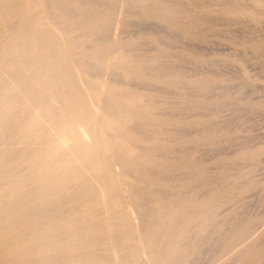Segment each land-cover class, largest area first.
Masks as SVG:
<instances>
[{
  "label": "rangeland",
  "instance_id": "rangeland-1",
  "mask_svg": "<svg viewBox=\"0 0 264 264\" xmlns=\"http://www.w3.org/2000/svg\"><path fill=\"white\" fill-rule=\"evenodd\" d=\"M19 1L0 23V264H264V0ZM22 26L39 38L23 54L9 45ZM50 37L72 83L30 95Z\"/></svg>",
  "mask_w": 264,
  "mask_h": 264
},
{
  "label": "bare ground",
  "instance_id": "bare-ground-1",
  "mask_svg": "<svg viewBox=\"0 0 264 264\" xmlns=\"http://www.w3.org/2000/svg\"><path fill=\"white\" fill-rule=\"evenodd\" d=\"M18 1V3H20V1L19 0H17ZM42 1V0H41ZM29 2V1H28ZM38 2V1H37ZM43 2V1H42ZM63 2V1H62ZM4 4L2 5V7L0 8V23L2 22V21H5L7 18H9V17H12L11 16V14L12 15H14V13H16L17 11L19 12V9L18 8H16V6H17V4H16V0H6L5 2H3ZM42 3H40V1H39V5H41ZM64 4V3H63ZM38 5V3L36 4V6ZM39 5H38V7H39ZM57 5V4H56ZM82 5V4H81ZM42 6V5H41ZM58 6V5H57ZM18 7V6H17ZM37 8V7H36ZM62 8H64V7H62ZM61 8V10H64V9H62ZM39 9H41V7L39 8ZM69 9V8H68ZM88 9V8H87ZM56 11V10H55ZM87 11V10H86ZM80 12H81V10H80ZM21 13V12H20ZM63 13V12H62ZM64 13H66V12H64ZM89 13H90V10H89ZM83 14V13H82ZM86 14V13H85ZM88 14V13H87ZM86 14V16H88ZM18 15V14H17ZM23 15V14H22ZM21 15V16H22ZM62 15V14H61ZM20 16V17H21ZM65 16V15H64ZM85 16V15H84ZM14 17V16H13ZM32 17V16H31ZM82 17H83V15H82ZM93 17V16H92ZM31 20H32V18H31ZM10 21V20H9ZM30 23V22H29ZM33 23V22H32ZM85 23V22H84ZM96 23V22H95ZM98 23V22H97ZM97 23L96 24H94L95 26L97 25ZM9 24V23H8ZM30 25V24H29ZM85 25V24H84ZM90 25V24H89ZM89 25L87 26V27H89ZM81 27H83V26H81ZM86 27V26H85ZM97 27V26H96ZM26 26H22L18 31H16L14 34H13V36L11 37V40H10V43H9V45L10 46H12V47H14L13 49H18L17 51H21L22 52V54L26 51V49H28V48H35V46L38 44V42H39V38L36 36V29H35V32L34 33H30V32H28L29 34H27L26 33ZM90 28H92L91 26H90ZM89 28V29H90ZM26 30V31H24V30ZM83 29H84V27H83ZM94 29V28H93ZM92 29V30H93ZM31 31V30H30ZM88 31V30H87ZM90 31V30H89ZM91 32V31H90ZM54 33H56V32H53V34ZM62 34V33H61ZM63 35V34H62ZM45 38H46V36H44ZM66 37V36H65ZM64 37V38H65ZM58 38V37H57ZM81 38V37H80ZM68 39V38H67ZM72 40V39H71ZM70 40V41H71ZM58 41V40H57ZM43 42V41H42ZM53 38L52 37H50V38H48L47 40H46V44L49 46V49H50V51H51V55H49L48 54V56H49V58L46 60V62L41 66V67H39L38 69H37V74H38V76H37V82L39 83L38 85H39V89L37 88V87H33V88H31L30 89V95L33 93H36V94H45L44 92L45 91H51V92H58V91H60V90H62V89H64V87H68V86H70V83H72L71 82V80H72V70H71V68H69L67 65L68 64H66V62H65V52H64V50H62V46L61 47H57L56 46V44L54 43V46H56L55 48H53V49H51V46L53 45ZM68 42V41H67ZM69 44H72V43H70V42H68ZM78 43V42H77ZM7 44H8V42H7ZM46 44H42V45H46ZM47 46V47H48ZM69 46V45H68ZM74 46V45H73ZM70 48H72V46L70 47ZM41 49V48H40ZM74 49V48H73ZM72 49V50H73ZM7 50V49H6ZM8 50H9V48H8ZM12 50V49H11ZM42 50V49H41ZM77 50V49H76ZM82 50V49H81ZM4 51H5V49H4ZM35 51V50H34ZM49 51V50H48ZM50 51H49V53H50ZM66 51V50H65ZM74 51V50H73ZM99 51H100V49H99ZM26 52H28V51H26ZM31 52V51H30ZM80 52V51H79ZM85 52V51H84ZM10 53V52H9ZM34 53V52H33ZM32 53V54H33ZM113 53V52H112ZM124 53V52H123ZM5 54V53H4ZM6 54H8V51L6 52ZM17 54V53H16ZM27 54V53H26ZM66 54H67V52H66ZM3 55V54H2ZM12 54L10 53V56H11ZM80 55V54H79ZM9 55H8V57H10ZM33 56V55H32ZM44 56H47V54L45 55V53H44ZM25 57V56H24ZM77 57V56H76ZM98 57V56H97ZM129 57V55L127 56V58ZM46 58V57H45ZM84 58V57H83ZM85 60V59H84ZM83 60V61H84ZM87 60V59H86ZM112 60V59H111ZM114 60L117 62L116 64H119V63H122V62H126L128 59H126L125 58V56H123V55H117V56H115L114 57ZM130 62V61H129ZM128 62V63H129ZM132 62V61H131ZM17 63V62H16ZM127 63V64H128ZM20 64V63H19ZM126 64V65H127ZM105 65V64H104ZM35 66V65H34ZM133 66H134V63H133ZM32 67V66H31ZM88 68H90V67H88ZM120 68V67H119ZM128 68V67H127ZM141 68V67H140ZM105 69H108L107 68V66H106V68ZM134 69V68H133ZM26 70V69H25ZM33 69H31V71H32ZM95 70V69H94ZM126 71V70H125ZM139 71V70H138ZM129 72V71H128ZM74 73V72H73ZM142 73V72H141ZM89 81V80H88ZM106 82V81H105ZM104 83V82H103ZM75 84V83H74ZM93 85L90 87V90L89 91H87V96L89 97V98H93V97H95V96H98V95H100L101 94V90H100V87H99V85H97V82L96 83H92ZM103 85V84H102ZM72 86H73V84H72ZM86 86V85H85ZM70 88V87H69ZM73 88V87H72ZM86 88H87V86H86ZM114 88V87H113ZM68 89V88H67ZM67 89H66V92H67ZM102 89V88H101ZM117 89V88H116ZM75 90V89H74ZM88 90V89H87ZM109 91V90H108ZM74 92H76V91H74ZM51 94V93H50ZM49 94V95H50ZM62 94V93H61ZM48 95V96H49ZM73 95V94H72ZM42 96V95H41ZM40 96V97H41ZM47 96V97H48ZM59 96H60V94H59ZM68 96V95H67ZM83 96V95H82ZM109 96H110V94H109ZM115 96V95H114ZM57 97V96H56ZM54 98V97H53ZM44 99V98H43ZM62 99V98H61ZM79 99H80V97H79V95H78V92H76V93H74V95L72 96V97H70V99L68 98V100H67V103H68V105L69 106H76V108H77V110H76V112L75 113H77L76 114V119H78V120H86L87 119V116H86V107L85 106H82V108H80V106L78 107V102H79ZM99 99V98H98ZM110 99V98H109ZM93 100V99H92ZM101 100H103V99H101ZM114 100V99H113ZM138 100V98H134V97H131V98H129V99H127L125 102H115V104L119 107V108H122V109H124V107L127 105V104H136V101ZM62 101V100H61ZM100 101V100H99ZM111 101V100H110ZM116 101V100H115ZM20 102H21V100H20ZM44 102V101H43ZM83 102V101H82ZM85 102V101H84ZM93 102V101H92ZM105 102H107V101H105ZM61 103V102H60ZM22 104V103H21ZM81 104V103H80ZM79 104V105H80ZM64 105V104H63ZM81 105H83V104H81ZM86 105V104H85ZM93 105V104H92ZM105 105H107V104H105ZM55 106V105H54ZM108 106H110V105H108ZM112 106H113V104H112ZM85 107V108H84ZM40 108V107H39ZM67 108V107H66ZM74 108V107H73ZM72 108V109H73ZM75 108V109H76ZM88 108V107H87ZM107 108H109V107H107ZM44 109V108H43ZM92 109V108H91ZM132 109V108H131ZM130 109V110H131ZM37 110H39V109H37L36 108V112H38ZM87 110H90V109H87ZM133 110V109H132ZM52 111V110H51ZM72 112V110L71 109H69V111H67V112ZM91 111V110H90ZM114 111V110H113ZM117 111V110H116ZM123 111H125V112H123L122 113V116H121V118H119V119H117V120H114V119H111V118H108V127L109 128H112V129H114L115 128V125H116V123L115 122H117V123H120V124H125L126 122H128V120H131L132 118H133V114H132V111H126V110H123ZM141 112V111H140ZM74 113V114H75ZM113 113V112H112ZM28 114V113H27ZM51 114V113H50ZM142 114V113H141ZM39 115V114H38ZM42 117V116H41ZM44 118H46V117H44ZM117 118V117H116ZM115 118V119H116ZM141 118V117H140ZM91 119V118H90ZM46 120V119H45ZM48 120V119H47ZM7 121V120H6ZM43 121V120H42ZM48 121H50V120H48ZM58 121V120H57ZM133 121V120H132ZM13 122V121H12ZM53 122V121H52ZM78 122V121H77ZM131 122V121H130ZM47 123V122H46ZM104 123H106V122H104ZM60 125V124H59ZM23 126V125H22ZM21 126V127H22ZM28 126V125H27ZM73 126V125H72ZM67 127V126H66ZM70 127H71V125H70ZM105 127V126H104ZM28 128V127H27ZM67 128H69V126L67 127ZM69 130H72V129H69ZM106 130V129H105ZM98 131V130H97ZM87 132V131H86ZM106 132V131H105ZM111 132V131H110ZM68 133H70L69 131H68ZM79 133V132H78ZM96 133V132H95ZM98 133V132H97ZM95 134L96 136L98 135V134ZM74 134H75V132H74ZM94 134V133H93ZM107 134V133H106ZM77 135V134H76ZM81 135V134H80ZM95 135H93V136H95ZM19 136V135H18ZM136 137V136H135ZM35 140V139H34ZM82 140V139H81ZM136 140V139H135ZM100 142H101V140H100ZM114 142V141H113ZM99 143V142H98ZM104 145V144H103ZM84 146V145H83ZM97 147H98V145H96ZM110 146H111V144H110ZM113 146V145H112ZM60 147V146H59ZM93 148H91L90 150H88L87 149V151L85 152V151H83V153L85 152V154L83 155V162L84 161H90V160H95V158H94V156H96V152L95 153H92L94 150H96L97 149V147H95V144H94V146H92ZM79 148V147H78ZM101 148V147H100ZM107 148H109L108 146L106 147L105 145H104V147H102V149L103 150H106ZM115 148L120 152V154H122L123 156H124V158L126 159L125 160V163H124V166L126 167V168H128V167H131V165H132V163L133 162H131V160L133 159H131V156H132V154L134 153V151H133V148H132V145H131V142L128 140V139H126L123 135H120V137L118 138V140L116 141V144H115ZM101 149V150H102ZM79 150V149H78ZM82 150V149H81ZM81 150H80V152H78V154H80V156H81ZM100 150V149H99ZM102 150V151H103ZM21 151V150H20ZM76 152V151H75ZM108 152V151H107ZM106 152V153H107ZM136 154H138V153H136ZM22 155V154H21ZM139 155V154H138ZM17 156V155H16ZM100 156V155H99ZM149 156V155H148ZM11 157V156H10ZM150 157V156H149ZM12 158V157H11ZM31 158V157H30ZM135 158H137V157H135ZM13 159V158H12ZM55 159V158H54ZM93 160V161H94ZM124 160V159H123ZM138 160V159H137ZM141 160V159H140ZM9 161V160H8ZM100 161H103V160H100ZM48 162V161H47ZM149 162V161H148ZM107 163V162H106ZM33 164V163H32ZM36 164V163H35ZM97 164V163H96ZM95 164V165H96ZM10 165V164H9ZM134 165V164H133ZM108 166V165H107ZM106 167V166H105ZM134 168V167H133ZM108 169V168H107ZM138 169V168H137ZM6 170V169H5ZM31 170V169H30ZM126 170H128V169H126ZM136 170V169H135ZM96 171H98V169L96 170ZM106 171V170H105ZM111 171V170H110ZM132 171H134V170H132ZM137 171V170H136ZM68 172H69V174H68ZM68 172H64L63 173V175L64 176H73V174H74V172H72V171H69V169H68ZM81 172V171H80ZM99 172V171H98ZM148 172V171H147ZM78 173V172H77ZM108 173V172H107ZM149 173V172H148ZM135 174H136V172H135ZM146 174V173H145ZM59 176V175H58ZM62 176V175H61ZM44 177V176H43ZM53 177V176H52ZM123 177V176H122ZM61 178V177H60ZM62 178H63V176H62ZM61 178V179H62ZM104 178V177H103ZM34 179V178H33ZM60 179V180H61ZM74 179V178H73ZM120 179V178H119ZM123 179V178H122ZM122 179H120V180H122ZM127 179V178H126ZM17 180V179H16ZM48 181H49V179H47ZM52 180H54V179H52ZM111 182H109V187H110V189H112V190H114V186H115V184H116V180H115V178L114 177H112L111 178ZM146 180H148V179H146ZM11 181V180H10ZM123 181V180H122ZM42 182V181H41ZM66 182V181H65ZM150 182V181H149ZM44 183H46V182H44ZM43 184V183H42ZM107 184V183H106ZM121 184H122V182H121ZM124 184V183H123ZM126 184V183H125ZM138 186V185H137ZM55 187V186H54ZM52 188H53V186H52ZM59 188V187H58ZM57 188V189H58ZM132 188V187H131ZM139 188V187H138ZM55 189V188H54ZM36 190V189H35ZM90 191V190H89ZM48 192V191H47ZM50 192V191H49ZM103 192V191H102ZM32 193V192H31ZM35 193V192H34ZM34 193H33V195H34ZM55 194V193H54ZM87 194H88V192H87ZM122 194H124V193H122ZM129 194V193H128ZM135 194V193H134ZM138 194V193H137ZM153 194V193H152ZM96 195V194H95ZM104 195V194H103ZM126 195V194H125ZM117 196V195H116ZM124 196V195H123ZM128 196H130V195H128ZM134 196V195H133ZM51 197V196H50ZM26 198V197H25ZM36 198V197H35ZM87 198V197H86ZM136 198V197H135ZM50 199V198H49ZM18 200V199H17ZM90 200H91V197H90ZM89 200V201H90ZM158 200V199H157ZM38 201V200H37ZM84 201V199L82 200V202ZM88 201V200H87ZM88 201V202H89ZM134 201V200H133ZM155 201V200H154ZM165 201H167V200H165ZM34 202V201H33ZM42 202V201H41ZM159 202V201H158ZM17 203V202H16ZM15 203V204H16ZM54 203V202H53ZM84 203V202H83ZM147 203V202H146ZM177 203V202H176ZM14 204V203H13ZM42 204V203H41ZM115 204H117L116 202H115ZM120 204V203H119ZM140 204V203H139ZM151 204V203H150ZM185 204V203H184ZM27 205V204H26ZM53 205V204H52ZM49 206V205H48ZM99 205H97V203H88V204H86L85 203V207L87 208V210L86 211H88V212H90V213H96V211H97V209L99 208L98 207ZM4 207V206H3ZM26 207V206H25ZM190 207V206H189ZM12 208V207H11ZM46 208H47V206H46ZM162 208V207H161ZM171 208V207H170ZM82 209V208H81ZM80 209V210H81ZM106 209V208H105ZM16 210V209H15ZM14 210V211H15ZM18 210V209H17ZM16 210V211H17ZM103 210V209H102ZM113 210V209H112ZM164 210V209H163ZM163 210L162 209H160V208H158V211L162 214V212H163ZM177 210V209H176ZM3 211V210H2ZM16 211H15V213H16ZM20 211H21V208H20ZM34 211V210H33ZM73 211H74V209H73ZM171 211V210H170ZM43 212V211H42ZM50 212V211H49ZM71 212V211H70ZM186 212V211H185ZM13 213V212H12ZM72 213V212H71ZM153 213V212H152ZM5 214V213H4ZM39 214H41V213H39ZM44 214V213H43ZM55 214V213H54ZM154 214V213H153ZM168 214V213H167ZM31 215V214H30ZM51 215V214H50ZM97 215V214H96ZM156 215V214H155ZM85 216H87L86 214H85ZM163 216V215H162ZM2 217V216H1ZM74 217V216H73ZM155 217V216H154ZM193 217V216H192ZM153 218V217H152ZM2 219V218H1ZM25 219V218H24ZM33 219V218H32ZM163 219H164V217H163ZM178 219V218H177ZM181 219V218H180ZM184 219V218H183ZM28 220V219H27ZM36 221V220H35ZM38 221V220H37ZM125 221V220H124ZM123 221V222H124ZM158 221V220H157ZM22 223V222H21ZM31 223V222H30ZM125 223V222H124ZM123 223V224H124ZM147 223H148V221H147ZM164 223V222H163ZM180 223V222H179ZM18 224V223H17ZM36 224H38V223H36ZM157 224H159V223H157ZM9 225V224H8ZM156 225V224H155ZM5 226V225H4ZM10 226V225H9ZM124 228H128V229H130V230H132V225L129 223V222H127L126 221V223L124 224V225H122ZM167 226V225H166ZM15 227V226H14ZM75 227V226H74ZM78 227V226H77ZM80 227V226H79ZM122 228V227H121ZM152 228V227H151ZM173 228V227H172ZM111 229V228H110ZM160 229V228H159ZM8 230V229H7ZM117 230H120V229H117ZM157 230V229H156ZM176 230H177V228H176ZM158 231V230H157ZM179 231V230H178ZM3 232H4V230H3ZM97 232V231H96ZM127 232V231H126ZM159 232V231H158ZM95 233V232H94ZM176 233V232H175ZM89 234V233H88ZM4 235V234H3ZM152 235H154V231H152V230H150V232H147V236H152ZM177 235V234H176ZM86 236V235H85ZM80 237V236H79ZM40 239V238H39ZM7 240H8V238H7ZM21 240V239H20ZM19 240V241H20ZM138 240V239H137ZM136 240V241H137ZM32 241V240H31ZM127 241V240H126ZM16 242V241H15ZM29 243V242H28ZM31 243H33V242H31ZM34 243H36V242H34ZM128 243V242H127ZM25 244H27V243H25ZM48 244V243H47ZM98 244V243H97ZM131 244V243H130ZM95 245V244H94ZM144 245V244H143ZM23 246V245H22ZM27 246H29V245H27ZM158 246V245H157ZM30 247H31V245H30ZM29 248V247H28ZM27 247H25V248H23L22 247V249H21V247H19V250H21V252L20 253H23V255H26V254H24V252L26 253L27 252V249H28ZM42 248V247H41ZM47 248V247H46ZM141 248V247H140ZM30 249H33V247L32 248H30ZM71 249V248H70ZM6 250V249H5ZM18 250V251H19ZM50 250V249H49ZM54 250V249H53ZM259 250V249H258ZM29 251V250H28ZM79 252V251H78ZM4 253V252H3ZM8 253V252H7ZM18 253V252H17ZM28 253V252H27ZM262 253V252H261ZM32 254V253H31ZM32 255H34V254H32ZM116 255V254H115ZM4 256V255H3ZM17 257V256H16ZM118 257V256H117ZM263 257V256H262ZM84 258V257H83ZM2 260V259H1ZM96 260H97V258H96ZM159 260V259H158ZM241 260V259H240ZM98 261V260H97ZM83 262H84V260H83ZM88 262V261H87ZM69 263V262H68ZM101 263V262H100ZM86 264V263H85Z\"/></svg>",
  "mask_w": 264,
  "mask_h": 264
}]
</instances>
